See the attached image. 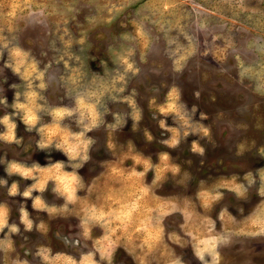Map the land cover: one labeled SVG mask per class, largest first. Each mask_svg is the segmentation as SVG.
<instances>
[{
	"label": "rangeland",
	"instance_id": "374dc122",
	"mask_svg": "<svg viewBox=\"0 0 264 264\" xmlns=\"http://www.w3.org/2000/svg\"><path fill=\"white\" fill-rule=\"evenodd\" d=\"M0 264H264V0H0Z\"/></svg>",
	"mask_w": 264,
	"mask_h": 264
}]
</instances>
